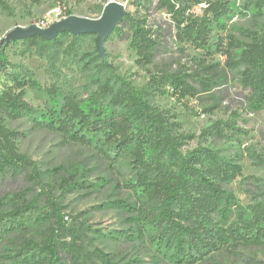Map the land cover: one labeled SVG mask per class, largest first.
<instances>
[{
  "label": "trees",
  "instance_id": "obj_1",
  "mask_svg": "<svg viewBox=\"0 0 264 264\" xmlns=\"http://www.w3.org/2000/svg\"><path fill=\"white\" fill-rule=\"evenodd\" d=\"M28 1L38 4L40 0ZM108 1L102 0L105 5ZM200 4L201 12H194ZM155 10L168 14L176 43L207 54L213 30L222 28L221 20L231 12L228 0H156ZM0 12L12 16L4 0ZM159 30L147 25L146 16L126 14L112 34L128 41L136 64L145 67L158 54ZM68 36L63 33L52 41L34 36L19 42L43 54L61 46V38ZM83 36L70 37L76 41ZM215 45V51L226 57V66L240 70L239 86L246 92L242 98L249 111H263L264 36H250L238 53L233 52L239 46L231 38L228 47L222 39ZM92 65L102 76L84 101L55 84L43 86L16 74L8 75L10 85L0 89V264H140L138 258L125 260L103 251L83 223L64 220L54 192L84 191L90 186L74 174L61 177L59 170L43 171L19 153L22 133L10 126L18 123L92 150L107 164L116 188L131 194L132 201L111 205L126 215L129 232L98 234L115 246L139 240L165 264H199L216 253L232 254L238 249L264 251V199L242 206L227 188L241 176L238 159L210 145L183 151L194 137L180 133L174 116L148 100L151 94H161L179 102L210 91L214 87L211 67L202 62L200 73L150 74L145 85L136 88L97 56L85 67ZM8 66L1 50L0 77ZM27 91L37 106L25 100ZM237 118L234 113L217 121L197 138L237 140L246 133L237 127ZM48 178L59 179L58 185ZM10 184L13 189L5 190Z\"/></svg>",
  "mask_w": 264,
  "mask_h": 264
},
{
  "label": "rangeland",
  "instance_id": "obj_2",
  "mask_svg": "<svg viewBox=\"0 0 264 264\" xmlns=\"http://www.w3.org/2000/svg\"><path fill=\"white\" fill-rule=\"evenodd\" d=\"M4 1L10 7L12 16L0 12V51H4L9 63L6 75L0 77V89L10 85L8 75L16 74L31 77L43 86L55 84L77 99L86 100L88 93L94 89L95 81L102 76V72L93 66L99 62L91 68L85 67L97 56L94 35H85L76 41H72L70 36L63 37L61 46L43 54L25 49L15 35L30 27L45 30L68 18V12L69 17L96 21L101 17L105 3L102 0H40L38 4H31L28 0ZM115 1L124 7L127 14L146 16L149 27L161 29L159 50L151 64L139 67L135 52L129 49V42L112 34L103 46L104 61H101L112 66L115 74L127 79L136 88L144 86L150 74L177 70L200 73L202 62L210 66L214 81L210 91L179 102L167 95L151 94L149 103L174 116L180 133L194 137L183 151L210 145L220 154L238 159L241 176L227 188L239 204L246 206L254 200L264 199V110L259 113L249 111L242 98L246 92L243 93L239 86L240 70L227 67L226 57L215 51L219 39H222L224 47H228L231 38L234 45L239 46L234 47L233 52L238 53L240 46L250 41V36H264V0H228L231 12L221 20L222 28L213 30L210 54L189 44L176 43L171 20L164 11L155 10L156 0H152L151 5L144 0ZM193 11L201 12L197 11V6ZM25 100L37 106L29 91ZM234 113L238 117L237 127L246 132L237 140L206 141L197 138L201 130L217 121L227 120ZM10 126L22 133L17 143L19 153L36 162L41 170H59L61 177L74 174L77 180L86 181L90 186L84 191L64 193L57 189L54 192L67 223H83L92 231L94 244L105 252L117 254L125 260L138 258L140 264H165L139 240L115 246L98 236L99 233L129 232L126 215L111 205L113 201H132V196L116 188L107 164L92 150L67 143L48 131H33L27 123ZM47 181L58 185L59 179L48 178ZM11 189L12 184L5 190ZM199 264H264V251L248 248L238 249L232 254L220 252Z\"/></svg>",
  "mask_w": 264,
  "mask_h": 264
},
{
  "label": "water",
  "instance_id": "obj_3",
  "mask_svg": "<svg viewBox=\"0 0 264 264\" xmlns=\"http://www.w3.org/2000/svg\"><path fill=\"white\" fill-rule=\"evenodd\" d=\"M126 14L124 7L120 3L110 0L103 8L101 17L96 21L68 17L60 22L52 24L45 30L30 27L17 33L15 38L20 41L24 38L39 36L45 41H52L63 33H67L73 37L80 35H94L95 51L97 56L104 61L103 46Z\"/></svg>",
  "mask_w": 264,
  "mask_h": 264
},
{
  "label": "built area",
  "instance_id": "obj_4",
  "mask_svg": "<svg viewBox=\"0 0 264 264\" xmlns=\"http://www.w3.org/2000/svg\"><path fill=\"white\" fill-rule=\"evenodd\" d=\"M203 8V4L197 6V11H200Z\"/></svg>",
  "mask_w": 264,
  "mask_h": 264
}]
</instances>
